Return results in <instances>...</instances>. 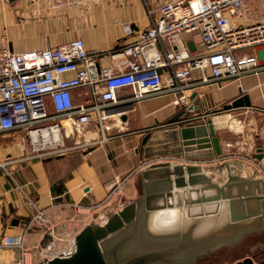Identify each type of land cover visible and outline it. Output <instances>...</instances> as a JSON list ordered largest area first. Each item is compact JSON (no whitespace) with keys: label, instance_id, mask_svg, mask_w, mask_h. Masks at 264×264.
<instances>
[{"label":"crops","instance_id":"1","mask_svg":"<svg viewBox=\"0 0 264 264\" xmlns=\"http://www.w3.org/2000/svg\"><path fill=\"white\" fill-rule=\"evenodd\" d=\"M169 1L174 0H101L95 5L84 6L81 10L54 12L38 8L31 0H0V46L2 37L6 38L10 49L18 53L43 50L74 39H82L88 53L98 55V68L116 73L123 61L113 60L107 53L133 42L137 35L148 27L146 6L155 10ZM178 40L186 41L189 51L194 52L195 47L201 50L197 37L193 39L196 46L184 35ZM201 76L200 71H192V81H197ZM262 76L264 71L258 76H245L239 80L221 83L220 86L196 85L187 94L189 99L193 94L196 95L189 100L187 107H199L191 112L190 117L201 116L198 123L212 121L223 156L230 153L246 156V141L252 136L246 134V128L254 131V120L260 121L261 117L264 118V115L254 110L264 108ZM254 78L258 82L251 87L250 81ZM89 94V88L85 87L73 91L74 104H84L89 99ZM117 95L122 102L116 110L120 113L119 121L108 122V135L111 139L89 150L77 149L43 158L32 153L30 147L29 150L25 149L24 144H29L23 139L19 141L22 131L0 134V164L19 160V163L8 166L7 170L17 173V182L30 193L39 208L45 210L47 226L55 227V235L58 238L62 239L66 235L75 237L86 225L92 223L84 222L86 217L82 213H86L87 209L79 210L67 204H80L85 208L100 205L96 214L100 215L98 217H107L139 197L144 191V184L153 183V180L145 181L141 172L156 163L190 165L201 170L195 173V176L200 177L197 179L198 183L186 188L189 192L178 190L180 196L173 195L166 200L175 206L174 209L165 211L169 220L183 216L186 221L187 213L200 215L207 212L213 216L221 204L218 202L223 200L222 197H246V184L250 183H246V177L256 180V176L243 161H186L181 157L151 160L142 158V138L159 130L155 126L156 121L164 123L180 111L174 105L173 95L157 96L140 102L130 100L129 89L120 90ZM242 95L249 97V107L224 110L225 106ZM149 104L153 105V108L147 113ZM169 127L178 128L175 124ZM88 129L90 137H99L93 125ZM17 144L18 147L22 146L20 150L17 149ZM262 147L260 150L264 149V146ZM126 184H129V187L122 190ZM219 188L225 195L218 192ZM173 190L177 191L175 188ZM203 199L213 201L204 202ZM192 200H200V203L191 204ZM31 215V210L13 190L10 179L0 168V240L3 236L18 235ZM14 220L18 221L16 225L13 224ZM41 238V231L35 229L28 236V242L43 244ZM55 244L63 246L59 242ZM15 255L16 252L11 250H2L0 264H12ZM29 258L32 264H39L36 254L31 253Z\"/></svg>","mask_w":264,"mask_h":264},{"label":"built area","instance_id":"2","mask_svg":"<svg viewBox=\"0 0 264 264\" xmlns=\"http://www.w3.org/2000/svg\"><path fill=\"white\" fill-rule=\"evenodd\" d=\"M99 1L31 0L38 8L54 12L81 10ZM146 15L149 25L133 42L107 53L111 59L123 61L116 73L99 69L98 55L89 54L82 39L18 53L2 37L0 134L25 131L24 141L29 142L30 151L42 152L36 156L43 158L77 149L89 150L111 139L108 122L119 121L120 113L116 110L122 102L117 95L120 90H131L130 100L138 102L173 95L174 105L181 110L188 106L187 94L196 85L220 86L264 71V60H259L260 51L264 55V0H174L155 10L146 6ZM181 35L190 38L189 42L197 37L201 50L195 47L194 52L189 51L187 42L178 40ZM194 70L202 73L197 81L191 78ZM84 87L89 88L90 97L84 104L75 105L72 93ZM254 110L264 115V108ZM199 118L194 116L180 124L196 123ZM90 125L98 138L89 136ZM68 142L75 144L68 146ZM254 155L230 153L215 161H243L264 182V167ZM17 163L19 160L7 161L0 168L32 215L18 235L2 237L0 253L4 249L16 252L12 264H32L31 253L36 254L39 264L56 257H70L75 252V237L66 235L60 239L55 235V227L47 226L45 210L39 208L7 170ZM67 206L87 209L82 215H89L100 205L95 208L80 204ZM105 220L101 218L98 223ZM35 229L41 231L43 244L30 249L28 236Z\"/></svg>","mask_w":264,"mask_h":264},{"label":"water","instance_id":"3","mask_svg":"<svg viewBox=\"0 0 264 264\" xmlns=\"http://www.w3.org/2000/svg\"><path fill=\"white\" fill-rule=\"evenodd\" d=\"M195 96L193 94L190 99ZM249 106V97L242 95L225 106L224 110ZM198 108L196 105L186 107L164 123L156 121L155 126L159 130L153 134H146L141 140L142 158L151 160L181 157L186 161H209L220 157L222 150L211 120L180 124L189 120L191 112ZM173 124L180 125L178 128L169 127ZM254 158L262 160L261 150L254 155ZM200 171L196 166H172L170 162L156 163L147 167L141 172V177L145 181L153 180V183L144 184V191L139 197L107 216L104 223L86 225L75 236V252L70 257H56L42 264H196L197 259L207 255L209 251L219 246L234 244L243 236L259 231L251 226L246 227V219L251 217L246 215L247 205L251 206L246 204V201L253 200L254 197L239 196L237 198L224 196L223 200L218 202L221 204L218 205L216 212L223 210L220 213H225L231 221V224L225 225L220 230L203 229L208 225L206 221L212 217L207 212H202L200 215L187 213L186 221L183 218L181 224L175 228L153 227L152 221L157 213L175 207L166 200L173 195L180 196L178 190H182L183 193L189 192L186 188L198 183L197 179L200 177L195 176V173ZM254 175L256 176L255 172ZM262 184L264 185V182ZM174 188L177 191H174ZM218 192L225 195L221 188ZM203 201L213 200L203 199ZM199 203L200 200L191 201V204ZM235 211L239 214L236 215ZM17 222L14 220L13 224L16 225ZM236 222L242 223L234 226ZM228 231L232 232L231 235L223 234ZM249 263V260L243 262V264Z\"/></svg>","mask_w":264,"mask_h":264},{"label":"rangeland","instance_id":"4","mask_svg":"<svg viewBox=\"0 0 264 264\" xmlns=\"http://www.w3.org/2000/svg\"><path fill=\"white\" fill-rule=\"evenodd\" d=\"M259 60L261 61L264 60L263 51H260L259 53ZM261 80H264V76L261 77ZM257 82H258L257 79L254 78L253 80L250 81V86L251 87L255 86ZM258 92L259 90L256 91V93ZM149 107H150L149 109H146L147 113L150 112V110L153 108V105L149 104ZM252 127L255 128L254 131H251L250 128H246V134L252 135L250 139L246 141V156H253L256 152L260 150V148H263L262 146H264V133H262L264 131V118L261 117L260 121L254 120ZM25 136H26V132L22 131V135H19V141H21L22 139L24 140ZM247 142H249L250 144H247ZM27 144H29V142H27ZM74 144H75L74 142L67 143L68 146L74 145ZM19 146L22 147L21 145ZM24 146H25V149L29 150V145L24 144ZM16 147L18 150H20V147H18V144ZM263 150L264 149L261 150V153L263 154V157H264ZM41 153L42 152H39V153L36 152L35 155H39ZM259 163L264 167V158H262V160L259 161ZM248 169L250 172L251 171L254 172L251 168H248ZM8 171L11 172L12 176L16 179V181L19 180V176L17 175L16 172H14V170H8ZM255 179L256 180H251V178L246 177V183L247 182L249 183L250 181L249 184H246V197H254L253 200L246 201V204H251V206L247 205L246 207V215H251V217L246 219V227L251 226L252 228H254V230H259V231H255V232H252V233H249L243 236L241 239L236 241L234 244L219 246L209 251L207 255L202 256V258L197 259L196 264H243L245 260H249L250 261L249 264H251L252 262L264 263V185L262 184L263 182L261 181V179H259L257 175ZM127 187H129V184L124 185L122 190L127 189ZM18 195L19 197H21L20 194ZM255 197L257 198L255 199ZM21 199L23 200L22 197ZM97 210L98 209H94L93 211L90 212L89 215L85 214L84 216L86 217L87 220L84 219V222L85 223L90 222V221H92V223L100 222V219L102 217H98L100 215L96 214L98 213ZM222 211L223 210H219L216 213V215L214 214L212 216L214 217L213 219H215L214 221H209V220L206 221V222H209L210 225L204 227L203 229L217 227L216 223L215 224L213 223L217 221L220 222V223L218 222L217 223L220 224L221 227L222 226L224 227L226 224H231L229 216H225V213H220ZM104 218H107V217H104ZM227 220L230 223L227 222ZM241 223L242 222H239V223L236 222L234 226L239 225ZM152 225L153 227H156V228L165 226V225H161L158 222V220L155 219V217L153 219ZM167 227H169V225L166 226V228ZM230 233L232 232L228 231L226 235ZM230 235L228 237H230ZM35 245H36V242L30 241L27 246L31 249V248H34Z\"/></svg>","mask_w":264,"mask_h":264},{"label":"bare ground","instance_id":"5","mask_svg":"<svg viewBox=\"0 0 264 264\" xmlns=\"http://www.w3.org/2000/svg\"><path fill=\"white\" fill-rule=\"evenodd\" d=\"M173 212V211H172ZM171 216V215H170ZM155 219H157L158 220V222L161 224V225H165V226H163V227H157V228H162V229H168V228H175V227H178L179 225H180V223H181V221L183 220V218L181 219L180 217L178 218V217H173V218H171L170 220H169V216H168V214L165 212V211H162V212H159V213H157L156 215H155ZM215 219H210L209 221H214ZM168 222H171V224H168ZM217 222H219V221H217ZM217 222H213L214 224L215 223H217ZM208 223V225H210V223L209 222H207ZM213 224V225H214ZM169 225V227H167L166 228V226H168ZM207 225V226H208ZM227 225V224H226ZM217 226L218 227H213V229H218V230H220V229H222V227L220 226V224H217ZM206 227V226H205ZM154 228H156V227H154ZM224 228V227H223ZM223 234H227V233H223Z\"/></svg>","mask_w":264,"mask_h":264},{"label":"flooded vegetation","instance_id":"6","mask_svg":"<svg viewBox=\"0 0 264 264\" xmlns=\"http://www.w3.org/2000/svg\"><path fill=\"white\" fill-rule=\"evenodd\" d=\"M234 213H236V214H237L238 212H237V211H235Z\"/></svg>","mask_w":264,"mask_h":264}]
</instances>
